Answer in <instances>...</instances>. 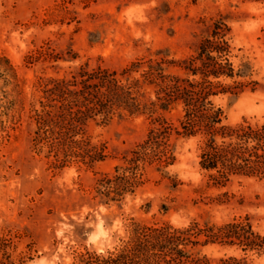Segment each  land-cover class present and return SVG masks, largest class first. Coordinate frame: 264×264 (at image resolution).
I'll return each mask as SVG.
<instances>
[{
    "label": "rangeland",
    "instance_id": "374dc122",
    "mask_svg": "<svg viewBox=\"0 0 264 264\" xmlns=\"http://www.w3.org/2000/svg\"><path fill=\"white\" fill-rule=\"evenodd\" d=\"M216 22L229 29L235 69L248 73L236 79L246 85L239 96L212 102L226 125H262L264 0H0V264H84L88 255L121 249L136 225L219 227L247 219L264 236V180L234 177L214 185L199 167L201 138L175 133L180 106L152 116L97 115L79 125L73 140L82 146L56 153L35 140L44 136L36 135L34 115L49 80H68L85 66L120 73L159 53L185 58ZM141 93L142 103L155 101L153 88ZM156 118L172 128L173 162H130ZM129 164L137 166L133 192L106 196L103 181ZM190 251L187 264H224L230 257L264 264V252L236 246Z\"/></svg>",
    "mask_w": 264,
    "mask_h": 264
},
{
    "label": "trees",
    "instance_id": "16d2710c",
    "mask_svg": "<svg viewBox=\"0 0 264 264\" xmlns=\"http://www.w3.org/2000/svg\"><path fill=\"white\" fill-rule=\"evenodd\" d=\"M228 32L224 24L216 22L209 36L185 58L169 59L168 54L159 53L156 59L132 62L120 73L100 67L88 70L85 66L68 80H49L43 87L45 101L34 115L36 135L44 136L35 140L45 141L56 153L66 145L82 146V141L73 140L79 134V125L97 115L124 110L152 116L157 110L166 112L176 105L181 107L182 117L180 131L175 133L201 138L199 167L214 185L225 186L234 177L264 180V124L226 125L222 109L212 102L219 95L236 98L246 86L236 81L247 76L248 68L235 69L231 62ZM138 72L139 78L132 79L131 75ZM146 87L153 88L154 102L140 101ZM155 122L158 126L149 131L138 151L132 152L130 162H173L168 143L172 128L163 120L156 118ZM129 165L120 175L103 181L106 196L113 194L121 199L133 192L138 183L133 172L137 166ZM208 244L264 252V236L255 233L247 219L219 227H200L197 223L186 228L136 225L121 249L106 256L88 255L84 264H187L193 262L191 249ZM224 264L246 262L230 257Z\"/></svg>",
    "mask_w": 264,
    "mask_h": 264
}]
</instances>
